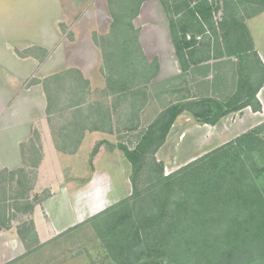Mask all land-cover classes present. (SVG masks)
I'll return each instance as SVG.
<instances>
[{
	"label": "trees",
	"instance_id": "trees-1",
	"mask_svg": "<svg viewBox=\"0 0 264 264\" xmlns=\"http://www.w3.org/2000/svg\"><path fill=\"white\" fill-rule=\"evenodd\" d=\"M107 1L112 18L110 32L116 38L112 42L95 35L94 42L102 51L106 88L121 99L130 91L133 94L135 87L149 83L158 70V63L154 62L155 72L147 76L145 68L151 65L144 60L133 26L141 4L147 0H121L120 10L114 7L112 0ZM190 1L171 7L162 3L182 70L196 62L193 56L198 42L188 35L190 21L201 23L200 33L206 31L203 25L214 29L220 24L222 30L224 13L231 9L228 3L224 9L198 4L191 7ZM247 2L264 8V0ZM218 12L221 16L214 22ZM228 16L232 24L239 25L231 11ZM241 28V35L229 48V54L237 59L238 88L228 101L203 98L170 104L141 134L132 149L118 145L131 166L132 193L90 219H97L98 237L115 264H264V123L168 175H164L163 164L155 158L176 119L184 112L190 113L200 124L215 126L222 118L247 107L254 113L261 111L257 93L264 83V67L245 24ZM248 55L256 58L263 72L256 86H252L248 67H245ZM72 73L81 77L78 71ZM87 86V81L81 77V95L69 109L83 110ZM44 91L50 100L49 87H44ZM96 104L87 107L89 114L96 113V121L93 120L92 126L81 125L83 130H105L110 121L109 108L98 104L95 111ZM142 106L143 103L139 109ZM115 108L116 104L113 110ZM82 136L70 147L69 141L56 146L72 154ZM99 145L93 148L92 157ZM143 172L147 175L141 187ZM29 204H22L21 209L31 211L33 207ZM4 226L0 224V229ZM30 226L36 237L32 224ZM18 235L22 240L26 237L21 231Z\"/></svg>",
	"mask_w": 264,
	"mask_h": 264
},
{
	"label": "rangeland",
	"instance_id": "rangeland-1",
	"mask_svg": "<svg viewBox=\"0 0 264 264\" xmlns=\"http://www.w3.org/2000/svg\"><path fill=\"white\" fill-rule=\"evenodd\" d=\"M182 1L185 0H153L151 3L145 4L141 14L140 9L142 7H140L138 16L133 20V26L137 30V39L141 41L144 60L151 65L150 68H145L147 76L155 72L154 62L157 61L158 63L160 60L162 73L156 70L155 76L149 83L135 87L133 94L130 91L127 97L119 99L118 96L111 95L112 100H109L108 95H106L107 92H98L96 95L95 111H98V104L105 105V108H109V104L112 102L116 104L115 110L108 109L110 117L108 122H110L112 131L114 129L117 132L118 141L124 142L130 149L139 141L141 134L145 132L161 111L170 104L189 100L197 101L203 98L225 102L235 94L238 88L237 59L229 54V48L241 35L242 23L258 12L264 11L261 5L247 2V0L190 1L191 7L198 4L202 6L214 5L215 8L224 9L225 3H228L227 6H231V9L224 13L225 27L222 26V30L220 24H217L214 29L203 25L206 31L200 33L201 23L193 19L190 21L191 26L188 35L194 36L198 42L194 48L193 56V60L196 62L182 70L176 56L165 44L168 33L170 36L171 33L166 11L162 5L165 2L171 7ZM62 2L64 14L70 17L69 23L56 25L60 32V39L52 38L43 41L48 44L53 53L52 58H50V65H48L52 68L49 72L59 70V60L63 55V50H66L65 42H73L72 36L75 32L79 33L80 38L83 37L84 43V38L92 36L94 41L95 35L100 36V33L103 32L106 34L109 32L108 35L104 36L109 41L113 42L116 38V35H112L110 32L112 18L107 0H62ZM112 2L114 7L116 6L120 10L121 0H112ZM230 11L234 15L233 19L239 24L238 26L232 24V18L228 16ZM56 27L55 25L51 27L50 36H55L53 28L56 29ZM252 29L254 34V41L252 39V42L264 67V18L258 21L256 27ZM58 35V31H56V37ZM34 42L41 43L42 41ZM81 48L86 47L80 46L76 49L81 50ZM98 50L102 53L99 47ZM110 50L113 49L110 48ZM26 52L42 57L40 48L36 46L27 51H20V57ZM54 64L56 65L52 66ZM245 67H248L247 72L250 73L252 86H256L260 82L263 72L253 55H248ZM69 77L75 79L74 73L68 70V72L57 73L44 81V87H49L51 97L50 100L47 99L46 112L50 115V127L59 146L63 145L64 141H68V139L61 137L62 129L73 126L78 129L80 125L79 123L75 125L78 121L77 114H74L73 110L68 111V106L79 100L77 94H71V90L67 87ZM257 98L261 104L260 112L254 113L250 107H247L238 113L226 116L215 126L198 123L188 112L181 114L170 129L166 141L155 155L156 160L163 164L164 175L178 170L222 144L264 123V83L257 93ZM142 103L143 106L139 109ZM86 108L87 106L81 109L85 111ZM84 116H89L92 123L97 118L96 113L93 115L86 113ZM110 126L107 123L105 130H110ZM32 139V144L26 148L28 153L25 152L24 154V162L29 164L33 160L36 161L38 157L36 148L39 139L35 136ZM66 146L68 147L67 144ZM105 149L106 151L99 157L100 162L97 167L99 176L92 178L91 181L90 169L87 165H83L80 172L82 178L77 183L79 184L77 188H80L78 193L72 194L69 199L61 200V204L58 201H55L54 204L47 202L48 216L45 214L41 203L50 200V188L39 189V193L36 192L34 196L32 195L33 197L30 193H25V189H23V187L28 186L27 181L30 184L32 180L37 179L36 174L21 177V172H25L26 169L19 171L18 182L16 183L13 173V175L0 176V224H8L9 218L14 217L15 232L21 231L26 236L23 240L21 239L24 252L21 255H16L14 250L3 251L0 259L1 264H115L98 237L95 229L97 219H90L131 195V166L127 172V169L123 168L120 162L121 152L112 156L110 154L111 149L108 146H105ZM85 158L84 156L81 161H84ZM111 159H114L115 174L118 170L120 174L123 173L124 169L125 173L129 174V179L126 177L123 179L120 175L116 177L114 174L111 178L114 183L108 181L109 179L106 178L103 171L109 170ZM128 164L130 165L129 162ZM110 170L113 172L112 169ZM32 171L29 169L28 172L31 173ZM146 175L147 173L143 172L140 176L139 184L141 187L145 185L143 180ZM34 184L35 189L37 183ZM46 186H48L47 183ZM25 195L27 200H25ZM22 196L24 197L23 200L17 198ZM24 203H30L32 207L41 204L39 207H41L43 217L38 215L35 218L38 223L41 242L38 240L36 232L35 237L30 231L32 228L30 224L33 226L32 219L29 216L21 215V206ZM62 206L65 207L66 211L63 216L64 222L67 225H72L66 230L56 233L52 215L57 213ZM2 210H8L9 216H7V212H2ZM37 210L39 211V208Z\"/></svg>",
	"mask_w": 264,
	"mask_h": 264
},
{
	"label": "crops",
	"instance_id": "crops-1",
	"mask_svg": "<svg viewBox=\"0 0 264 264\" xmlns=\"http://www.w3.org/2000/svg\"><path fill=\"white\" fill-rule=\"evenodd\" d=\"M152 1L147 0L142 3L140 14L145 4ZM62 8H64L62 0H0V176L12 175L13 173L16 183L18 182L19 171L26 169L25 172H21V177L36 174L37 179L32 180L30 184L27 181L28 186L23 187V189H25V193H30L31 197H33L36 192L39 193V189L50 188L51 201L47 200L41 203L47 216L49 215L47 202L54 204L55 201H58L61 204V200L69 199L72 194L78 193L77 191L80 188H77V185H79L77 183L82 178L80 172L83 169V165L89 167V175L92 181L99 176L97 167L100 162L99 157L106 151L105 146L111 149L110 154L112 156H116L121 152L118 145H126L124 142L118 141L117 132L114 129L112 131L111 126L108 131L83 130L81 125H93L92 119L89 116H84L86 113L91 115L86 108L85 111L83 109L77 112L69 109L68 111L73 110V113L77 114L76 118L78 121L75 125L77 123L80 125L78 129L74 126L65 127L62 129L63 132L60 133L63 139H65L64 136H69V147L76 142L78 136L83 134L76 151L69 154L60 151L56 146L58 143H56L50 127V115L46 112L47 98L44 91V81L46 79L60 72H68V70L71 72L78 71L82 79L88 83L85 90L86 102L82 107L94 105L97 101L96 95L98 92H107L106 95H108L109 100H112L111 95H113L106 88L102 53L98 50V46L91 38L92 36L84 38V43L83 37L80 38L79 33L75 32L72 36L73 42H65L66 50H63V55L59 60V70L56 69L53 72H49L52 68L48 67V65H50V58H52L53 53L48 44L43 41L52 38L60 39V32L56 25L69 23L68 20L70 19L68 15L64 14ZM220 16L221 12H218L215 20H218ZM262 18H264V11L258 12L242 23L245 24L253 41L252 28H255L258 21ZM53 25H55L56 29L53 28L55 36L52 37L50 33H52L51 27ZM56 31L59 34L57 37ZM100 34V36H105L109 32ZM39 40L42 42H34ZM18 41L22 42L18 43ZM138 43L142 48L141 41H138ZM165 44L168 45V48L170 47V51L175 56L172 38L169 33ZM35 46L40 48L42 57L27 52L20 57V51H27ZM80 46L86 48L76 49ZM160 62L161 60L158 62V71L162 73V64ZM81 77L74 74L75 79L69 77L67 85L69 90H71V94L76 93L79 95H76L77 97L81 95V89L79 88ZM33 79H36V81H33ZM113 105V102L109 104L111 110H113ZM108 124L110 125L109 122ZM33 136L39 139L36 148L38 157L36 161L33 160L29 164L24 162V154L25 152L28 153L26 148L32 144ZM98 143H100L98 152L91 157L92 150ZM84 156L86 157L85 160L81 161ZM113 161L114 159H111L109 170L103 171V174L109 179L108 181L112 183L114 182L111 178L115 174ZM120 162L128 172L130 165L122 152ZM29 169L33 171L29 173ZM118 171L115 174L116 177L120 175L123 179L125 177L129 179V174H126L124 169L121 174ZM35 182L37 185L34 189ZM46 183L48 186H46ZM23 189L22 192H24ZM21 198L24 199L23 196ZM25 198L27 200L26 195ZM41 204L34 206L31 211H21L22 216H29L32 219L34 232H36L40 242V232L35 218L38 215L42 216L41 207H39ZM38 208L39 211L37 210ZM11 211L14 210L11 209ZM2 212H7L6 214L9 216L8 210H2ZM57 213L52 216L55 222V231L59 233L69 228L72 224L67 225L63 220V216L66 214L64 206L60 207ZM13 218H9V223L2 224L5 226L0 229V259L2 258V252L5 250H14L17 253L16 255H21L24 252L22 240L13 227ZM48 218L51 221L50 216Z\"/></svg>",
	"mask_w": 264,
	"mask_h": 264
}]
</instances>
